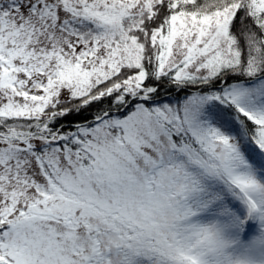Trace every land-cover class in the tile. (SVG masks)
Listing matches in <instances>:
<instances>
[{
	"label": "snow or ice",
	"instance_id": "1",
	"mask_svg": "<svg viewBox=\"0 0 264 264\" xmlns=\"http://www.w3.org/2000/svg\"><path fill=\"white\" fill-rule=\"evenodd\" d=\"M0 264H264V0H0Z\"/></svg>",
	"mask_w": 264,
	"mask_h": 264
}]
</instances>
